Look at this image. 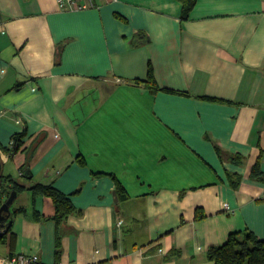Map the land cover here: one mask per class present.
Returning a JSON list of instances; mask_svg holds the SVG:
<instances>
[{"label": "crops", "instance_id": "crops-1", "mask_svg": "<svg viewBox=\"0 0 264 264\" xmlns=\"http://www.w3.org/2000/svg\"><path fill=\"white\" fill-rule=\"evenodd\" d=\"M180 16L177 0H0L2 172L25 189L0 264H213L230 233L264 238V0ZM149 66L154 92L136 84ZM36 184L75 212L56 218Z\"/></svg>", "mask_w": 264, "mask_h": 264}, {"label": "trees", "instance_id": "trees-1", "mask_svg": "<svg viewBox=\"0 0 264 264\" xmlns=\"http://www.w3.org/2000/svg\"><path fill=\"white\" fill-rule=\"evenodd\" d=\"M181 4V20L188 19L189 14L194 7L196 0H177ZM136 84H143L150 91L158 90L156 80L154 78L152 67L149 66L147 78L145 81H137ZM16 135L13 137L12 144L6 153H15L20 143ZM252 177L261 179V171L259 170V162H256L252 168ZM24 187L12 181L10 176L1 174L0 184V207L5 202L11 191H16L17 195L24 191ZM30 191L33 197L46 196L50 197L56 209V218H64L75 212V208L67 195L58 191L52 186L36 184ZM116 191L120 198H126L124 188L120 183H116ZM13 205V204H12ZM2 211L0 214V225L7 221H11L19 210L12 209ZM174 253V251H172ZM171 252V253H172ZM207 259L213 264H264V238H257L251 231L232 232L228 235L227 240L220 245H212L207 249Z\"/></svg>", "mask_w": 264, "mask_h": 264}, {"label": "built area", "instance_id": "built-area-1", "mask_svg": "<svg viewBox=\"0 0 264 264\" xmlns=\"http://www.w3.org/2000/svg\"><path fill=\"white\" fill-rule=\"evenodd\" d=\"M94 0H56L57 9L60 12H76L86 10L93 6ZM115 1V0H113ZM22 174V173H20ZM224 208L229 210L227 203ZM3 264H39V257L37 254L11 256L2 259ZM59 264V263H55Z\"/></svg>", "mask_w": 264, "mask_h": 264}, {"label": "water", "instance_id": "water-1", "mask_svg": "<svg viewBox=\"0 0 264 264\" xmlns=\"http://www.w3.org/2000/svg\"><path fill=\"white\" fill-rule=\"evenodd\" d=\"M3 171V157H2V153L0 151V184H1V174ZM17 197V192L16 191H11V193L9 194V196L7 197V199L5 200V202L2 204V206L0 207V214L1 212L4 211H9L10 206L14 203L15 199ZM1 227V225H0Z\"/></svg>", "mask_w": 264, "mask_h": 264}]
</instances>
